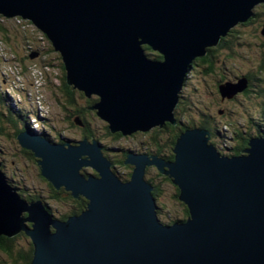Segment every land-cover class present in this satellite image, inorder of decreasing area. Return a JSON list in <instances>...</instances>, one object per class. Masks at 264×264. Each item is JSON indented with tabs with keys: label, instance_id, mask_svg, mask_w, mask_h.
I'll use <instances>...</instances> for the list:
<instances>
[{
	"label": "water",
	"instance_id": "1",
	"mask_svg": "<svg viewBox=\"0 0 264 264\" xmlns=\"http://www.w3.org/2000/svg\"><path fill=\"white\" fill-rule=\"evenodd\" d=\"M260 5L264 0H0V17L31 22L60 54L66 84L97 98L92 110L112 134L131 136L176 124L194 62ZM244 80L224 83L220 93H243ZM184 132L173 162L127 152L128 181L95 138L59 144L21 132L17 141L41 176L87 207L56 219L41 201L22 198L0 169V236H27L31 264H264V136L250 139L242 156L226 157L208 130ZM149 167L179 189L186 221H160ZM87 169L94 173L83 174Z\"/></svg>",
	"mask_w": 264,
	"mask_h": 264
},
{
	"label": "rangeland",
	"instance_id": "2",
	"mask_svg": "<svg viewBox=\"0 0 264 264\" xmlns=\"http://www.w3.org/2000/svg\"><path fill=\"white\" fill-rule=\"evenodd\" d=\"M254 12L256 14H263L260 15V18L255 19V22L253 23L254 25H251L249 27L247 26L246 28H242L241 26H239L235 29L237 31L241 30L238 32H242V34L240 35L243 37L247 31L253 32L255 26L260 25V27L258 28L261 29L264 20V6H257ZM28 22L29 21H24L21 17H13L12 19L0 17V112L3 113V115L0 116V129H2V133L0 134V161L2 162H0V169L5 174L6 178L10 179V181H13L17 184L19 183L20 185L26 184L27 186H29L28 191L33 192L34 189L44 188V186L36 181V178H39L37 175L38 171L36 165L31 163L28 164L29 162L26 161L29 160L24 158L25 155L21 152L22 148L20 147L15 134L17 128H22L23 125L19 121L17 123L18 127L16 128L14 124L9 121L10 115L8 113V108H11L17 112L23 111L24 116L25 114L31 112L33 114H38L39 118L50 120L48 124L54 127V131H52L51 128L47 125V127H42V124L36 122L33 117L28 116L27 124L29 128L35 131L37 130L39 132H46L51 136L56 135L57 132H63L62 135H64L66 138H69L70 140H74L75 138L76 141H80L81 136L79 130L72 129L70 127L69 121L72 122L74 117H70L69 115L73 114L72 111L74 108L72 109L67 104L69 98L65 93V89L63 88L61 81L63 72L59 68L49 67L46 63H42V60L46 61L47 63L52 62L58 67L59 60H57V56L55 54L48 53V49L49 47H51L50 43L45 39L41 40L42 35L36 32V30L38 29L31 22H29L31 24H29ZM25 36H29L32 45L34 44L39 50H41V53H39L41 55H38L37 59V62L39 64L32 63L30 61H26L24 63L25 66L29 68L28 72L23 75L22 73H20L21 69L15 66L14 63L20 64L24 71V67L21 64L20 60L24 56L23 51L25 50V53H27L28 45L26 43L27 39L25 38ZM261 44L262 41L260 40V46L257 44L253 47L251 46L248 48L245 46L234 48V56L231 55V60L229 58L228 61H225L224 64L223 62L217 63V69L219 70V72H223V75L228 77L227 83L232 82L231 84L238 86L239 81L243 78L245 79L244 81L247 83L248 88L249 80L245 77V75L240 79V75L231 74L232 71L234 73L242 72L243 74H245L250 68L254 69L256 67V60L258 59V55L260 54V62L261 58L264 56V48L261 46ZM19 48H23L22 51H20ZM17 52L19 53V55L17 54ZM225 52L229 54V51L225 50ZM226 53H222V56H220V58H225ZM33 65H35L34 68H31ZM262 77L264 79V75ZM207 80L208 83L204 82L199 74H195L190 78L188 75V78L184 83L183 90L186 94L187 99H189L190 97L191 101L194 102V104H199L200 106H205L207 108V111L212 114V119L214 118L213 124L219 123L218 126L216 124L217 128H220L221 125L224 126L226 122H230L237 125H234V129H242V123H244V121L246 120L250 123L249 119L252 116V118L255 120L261 118V112L262 110H264V92H262L263 88L261 86L258 87L257 83L253 85L252 89L254 92L249 97H246L244 93L234 96L230 94L231 97H224V95L220 93V95L216 97L214 95L212 96V94H210L209 92L210 89H212L214 93L216 92V88L215 86H213L214 82L210 79ZM94 98L97 99L95 96ZM74 99L75 100H73V103L74 105H76V107L81 108V106L85 104L83 97L79 96L78 94L75 95ZM1 100H4V105L1 104ZM179 106L180 103L177 104L174 110V114L175 111L177 112L178 110H180ZM186 107L192 109L191 105H187V102L185 103L184 108ZM189 108L187 110H189ZM185 114V119L183 121L189 122V127L184 129V133H186V131H189L190 129H206L200 126L199 121H195L197 120L196 117H193V115L195 116V112H191L190 110V112H185ZM174 119L176 120V117ZM92 121L93 129L97 132V134L94 132L96 135V140L100 141V143L106 146V148L112 149L111 155H113L114 161L122 159V153L120 151L122 148H135V145L144 141L143 136H137L136 138H121L119 141H115L113 138L104 137L105 134L103 135L102 126L103 122L100 119H94ZM246 126H249L248 123ZM156 128L158 127L152 128V131H154ZM225 128L228 129L227 126H224V129ZM27 132L34 134L30 130H27ZM147 133L149 135H146ZM143 134L146 135L145 139L147 140L149 139L150 135H152V133L149 132H143ZM160 137L162 145L168 146V142H166V140L168 139L167 135H160ZM211 139L212 141L210 143L213 144L216 148L218 147V144H221L220 139L215 140L213 137ZM89 140L91 141V139ZM175 145L174 147H172L171 154L169 153L172 156H175V153L173 152L175 149ZM231 146L233 145H230V147ZM162 149L166 150V148L164 147ZM120 153L121 155H119ZM222 154L224 155L225 152H222ZM243 154L244 151L241 155H236L233 157H240ZM147 155H154L156 157H159V155L155 152H151ZM18 162L19 164H17ZM26 165H29L31 169H29ZM23 166L25 167V169L23 168ZM19 167L22 168L21 173ZM115 171H117L115 173L116 175L118 173L121 174L122 172H124V168L121 165L119 166L118 164ZM27 175L29 176V179L24 178V176ZM21 176H23V178ZM159 181L162 183V185L159 182L158 185L162 186L165 194L161 200H155L156 205L158 207L160 205H165L167 207L166 210L171 211L170 214L172 216L178 215V212L181 211V207L179 205V203L181 202L173 198L175 189L172 188L169 183L164 182L163 180ZM47 202L53 210H65L62 207L56 206L55 203L50 200H47ZM164 214L166 213H163V215ZM55 215L57 216L56 213ZM20 243L22 245H26V242L24 240H21ZM4 262L5 264H13V262L6 257L4 258Z\"/></svg>",
	"mask_w": 264,
	"mask_h": 264
},
{
	"label": "trees",
	"instance_id": "3",
	"mask_svg": "<svg viewBox=\"0 0 264 264\" xmlns=\"http://www.w3.org/2000/svg\"><path fill=\"white\" fill-rule=\"evenodd\" d=\"M264 6V5H262ZM260 7V6H258ZM255 11V10H254ZM254 17L251 18L247 23H245L244 25H239L242 28H246L247 26H251L254 25L253 23L255 22L256 18H260V15L263 14H256L254 12ZM262 17V16H261ZM21 20V19H19ZM22 22V21H21ZM29 23V22H28ZM31 24V23H29ZM263 24H264V20H263ZM263 24L261 26V29L258 28L259 26H255L254 27V31L253 32H249L247 31L243 36H241L240 34H242V32H238L241 30H235V28L233 30L230 31V33L228 34V36L224 39L221 40V42L218 44L217 47L214 48H210L208 49V53L205 57L203 58H199L194 62V65L192 66L191 73L189 74V78L195 74H199L200 77L202 78V80L204 82L208 83L207 79H210L214 82L213 86H215L216 88V92L214 93L212 91V89H210V94H212V96H216L218 97V95H220V86L223 85L224 83H227V79L228 77L224 76L223 72H219V70L217 69V63L218 62H223V64L225 63V61H228V59L232 56H234V48H238L240 46H245V47H253L255 45H259L260 46V40L262 41L261 46L264 48V37L261 34V30L263 27ZM37 33L41 34L42 39L41 40H47V37L42 34L39 30H36ZM4 34V33H3ZM253 34V35H252ZM5 35V34H4ZM261 35V37H260ZM25 38L27 39V53H25V50L23 51L24 56L21 58L20 62L24 67V71L23 68L20 64L18 63H14L15 66L19 67V69H21L20 73H22L23 75L26 74L28 72V68L25 66V62L26 61H30L32 63H38L37 62V58L35 59H31V55L33 54H38L41 55L39 53H41V50H39L34 44L32 45L31 40L29 39V36ZM9 40V39H8ZM49 42V41H48ZM50 43V42H49ZM51 45V43H50ZM237 46V47H236ZM18 49V48H17ZM23 48H19L20 51H22ZM224 49V50H223ZM16 50V49H15ZM144 50L146 51V53L148 55H153L155 58L160 59L161 57L156 53L153 52L149 47H144ZM225 50L229 51V54L225 52ZM48 53H53L57 56V60H59L58 63V67L51 63H47L46 61L42 60V63H46L49 67H56L59 68L62 72L63 75L61 77V81H62V85L63 88L65 89V93L67 95L68 99V106H70L73 109V114H70V117H74L72 122L69 121L70 123V127L72 129H77L80 131V136H81V140H83L84 138H95L96 139V135L97 132L93 129V125H92V120L94 119H100L97 114L96 111L91 110L92 107L98 102L97 99H95L93 96L91 98H88L83 92L79 91V90H72L67 84H66V72H65V68L61 59V56L59 53L55 52L52 45L51 47H49L48 49ZM222 53H226L225 58H220V56H222ZM17 54L19 55V53L17 52ZM228 56V57H227ZM14 58V56H13ZM12 58V59H13ZM246 58V57H243ZM11 59V60H12ZM231 60V58H230ZM39 64V63H38ZM35 65H33L31 68H34ZM236 74V75H240V77H243L245 75V77L249 80V86L248 88L243 92L244 95L246 97H249L250 95L253 94V85H255V83L258 84V87H262L263 90L262 92H264V79H263V75H264V56L261 58V62H260V54L258 55V59L256 60V67L254 69L250 68L245 74H243L242 72H237L234 73L232 71V74ZM78 94L79 96L83 97L85 104L83 106L80 107H76V105H74L73 100L75 95ZM260 94V93H259ZM191 98L189 97V99L186 98V94L183 90L181 97H180V106L177 112L175 111V117H176V124L172 125L171 123H165L164 126L162 128L158 127L156 128L154 131H149V133H152V135H150L149 139H145L146 135H149L148 133L145 134H140V136L144 137V141L140 142L139 144L135 145V148H131V149H126V148H122L120 151L122 153L119 154L121 155L122 159H119L117 161L113 160V155H111V150L110 148H106V146H103V153L104 155L112 162L113 164V168H114V172L116 173L117 171H115V169H117V165L119 164V166L121 165L124 168V172H122L121 174H117L119 178L123 179L124 181H128L130 176H131V172H132V166H125L124 165V159L126 157V153L127 152H139L140 154L142 152L144 153H148V152H155L156 154L159 155V157L163 158L164 160H166L167 162H171L174 161L175 156L170 155L171 154V150L172 147H174L177 139L179 138L180 134L184 131L185 128L189 127L188 123L189 122H185L183 121L185 119V112L188 113L190 112H195V116L193 115V117H196L197 120L195 121H199V124L202 128H206L207 130L210 131V133L212 134V137L217 140L220 139L221 140V144L219 145L218 143V147L217 149L220 151V153L222 154V152H225V154L223 156H227V157H233L236 155H241L243 151L247 150L249 147V139L252 138H260L262 136H264V110H262L261 112V118L259 119H253L252 117L249 119L250 123L246 120L244 121L242 129H234V125L230 122H226L224 124V126H227L228 129H224V126L221 125L220 128L216 127V124L214 123V118L212 119V114L209 113L207 111V108L205 106H200L199 104H194V102H190ZM4 100H1V104H3ZM187 102V105H191L192 109L189 108V110H187L188 108H184L185 103ZM6 104V103H5ZM4 105V104H3ZM183 106V107H182ZM71 109V110H72ZM8 113L10 115L9 121L14 124V126L17 128L18 125L17 123L20 121L21 124L23 125L22 128H17L16 130V134L15 137H17L21 132H27V130L32 131L36 136L46 139L51 143H59V144H64L65 141L67 142H73L74 140L76 141V139L74 138V140H70L69 138H66L64 135H62L63 132H57L56 135L51 136L49 133L46 132H39V131H35L31 128H29L27 122H28V116L33 117L34 120H36V122H38L39 124H42V127H47L49 126L51 128L52 131H54V127L49 125L48 122L50 120L48 119H41L39 118L38 114H33L31 113H27L25 114V116L23 115V111L17 112L11 108H8ZM3 113L0 112V116H2ZM76 119H78V121L81 123L80 125L77 124ZM101 120V119H100ZM102 121V120H101ZM103 122V121H102ZM248 123V127L246 126ZM1 124V121H0ZM104 124V125H103ZM102 126H103V135L105 134L104 137H109V138H113L115 141H119L121 138H128L126 136H123L120 133H115L112 134L108 128V125L103 122ZM47 125V126H46ZM219 125V123L217 124V126ZM237 126V125H235ZM2 127V126H1ZM246 127V128H245ZM100 128V127H99ZM157 130V131H156ZM95 132V133H94ZM2 133V129H0V134ZM33 134V135H34ZM160 135H167L168 139L166 140V142H168V146H163L162 145V141H161V137ZM137 136H132L131 138H135ZM83 138V139H82ZM74 141V142H75ZM227 143V144H226ZM230 145H233L230 147ZM140 146V147H139ZM166 148L162 149L163 147ZM139 147V149H138ZM110 151V152H109ZM222 151V152H221ZM21 152L25 155L24 158H26L29 161L28 164H34L37 167V175L39 178H36V181H38L41 185L44 186V188H37L34 189L33 192L28 191L29 190V186H27L26 184H22L20 185L19 183H14L13 181H10V179H8V181L12 184L13 187H15L16 189L19 190V194L22 198H24L26 201L31 202V201H41L47 208V211L54 216V218L59 219V220H67L69 217L74 216V215H79L81 214L87 207V200L83 197H80V199H74L71 195L70 192H67L64 188H62L61 190H56L45 178H43L41 176L39 167L37 165V160L33 157V155L29 152L26 151L24 149L21 150ZM170 153V154H169ZM1 154V152H0ZM1 162V161H0ZM33 162V163H32ZM2 163V162H1ZM19 164V162L17 163ZM25 165V164H24ZM28 166L29 169H31ZM23 168L25 169V167L23 166ZM20 173L22 168H20ZM25 173V172H24ZM83 174L87 175V174H93L94 172L90 171L89 169L87 171H83ZM23 178V176H21ZM25 179H29V176H24ZM146 178L147 181L152 185L153 187V197L155 200L157 199H162V197H164L165 192L162 189V186L158 185V182L162 185V183L159 180H163L164 182H167L171 185L172 188L175 189V194H174V199L178 200V195H179V189L173 184L172 179L166 176H163L162 174H160L155 168L153 167H149L147 169V173H146ZM34 186V184H33ZM47 200L52 201L53 203H55L56 206L58 207H62L63 209H65L64 211H59L57 209L53 210L52 207L49 206V203L47 202ZM179 201V200H178ZM180 207H181V211L178 212V215H171L169 210H166V206L165 205H160L159 207L157 206V214L159 216L160 221L163 224L166 225H171L174 224L176 222H184L187 220V218L189 217V212L187 209V206H185L183 203H179ZM166 211V212H165ZM55 213L57 214V216L55 215ZM163 213H166L163 215ZM21 240H24L26 242V245H22L20 243ZM33 252H34V248L33 245L30 241V239L25 236L23 233L19 234L18 236L14 237V238H7L4 236H0V264H5L4 262V258L6 257L7 259H10V261L13 262V264H31V261L33 259Z\"/></svg>",
	"mask_w": 264,
	"mask_h": 264
},
{
	"label": "flooded vegetation",
	"instance_id": "4",
	"mask_svg": "<svg viewBox=\"0 0 264 264\" xmlns=\"http://www.w3.org/2000/svg\"><path fill=\"white\" fill-rule=\"evenodd\" d=\"M140 134H142V133H135V134L129 136L128 138H131L132 136H140ZM135 138H136V137H135ZM136 153H139V152H136ZM149 153H151V152H148V153H144V152H142L141 154H149Z\"/></svg>",
	"mask_w": 264,
	"mask_h": 264
},
{
	"label": "clouds",
	"instance_id": "5",
	"mask_svg": "<svg viewBox=\"0 0 264 264\" xmlns=\"http://www.w3.org/2000/svg\"><path fill=\"white\" fill-rule=\"evenodd\" d=\"M140 133V132H139ZM131 152H134V151H131ZM136 153V152H135ZM140 154V153H139ZM153 168H155V167H153ZM148 169V168H147ZM156 169V168H155ZM157 170V169H156ZM147 173V172H146ZM12 185V184H11ZM20 195V194H19ZM158 209V208H157ZM159 217V216H158ZM166 225V224H165Z\"/></svg>",
	"mask_w": 264,
	"mask_h": 264
},
{
	"label": "bare ground",
	"instance_id": "6",
	"mask_svg": "<svg viewBox=\"0 0 264 264\" xmlns=\"http://www.w3.org/2000/svg\"><path fill=\"white\" fill-rule=\"evenodd\" d=\"M151 130H153V129H151ZM217 149V148H216ZM217 151L220 153V151L217 149ZM221 154V153H220ZM85 171V170H84ZM154 190V189H153Z\"/></svg>",
	"mask_w": 264,
	"mask_h": 264
}]
</instances>
